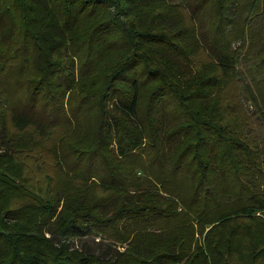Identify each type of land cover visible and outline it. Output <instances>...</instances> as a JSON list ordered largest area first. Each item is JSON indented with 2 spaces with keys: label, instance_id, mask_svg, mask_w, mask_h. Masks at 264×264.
<instances>
[{
  "label": "trees",
  "instance_id": "16d2710c",
  "mask_svg": "<svg viewBox=\"0 0 264 264\" xmlns=\"http://www.w3.org/2000/svg\"><path fill=\"white\" fill-rule=\"evenodd\" d=\"M0 264H264V0H0Z\"/></svg>",
  "mask_w": 264,
  "mask_h": 264
},
{
  "label": "rangeland",
  "instance_id": "374dc122",
  "mask_svg": "<svg viewBox=\"0 0 264 264\" xmlns=\"http://www.w3.org/2000/svg\"><path fill=\"white\" fill-rule=\"evenodd\" d=\"M246 108L247 112L252 115L255 111L253 105L249 102H246ZM37 179H40V176H37ZM108 241H103L100 236L91 235L88 237H85L83 239H76L73 242H71V247L76 248L79 250H82L84 246L88 248V251L91 254H95L100 257H108L107 249H108ZM127 246H120V251H125Z\"/></svg>",
  "mask_w": 264,
  "mask_h": 264
}]
</instances>
